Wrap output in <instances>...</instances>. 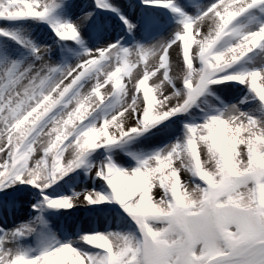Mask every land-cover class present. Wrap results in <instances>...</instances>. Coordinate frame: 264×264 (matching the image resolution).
Returning a JSON list of instances; mask_svg holds the SVG:
<instances>
[{"label":"snow or ice","instance_id":"6c2138e0","mask_svg":"<svg viewBox=\"0 0 264 264\" xmlns=\"http://www.w3.org/2000/svg\"><path fill=\"white\" fill-rule=\"evenodd\" d=\"M142 3L174 14L166 42H108L85 49L75 64H54L50 46L0 25V36L28 49L14 58L0 48V209L19 207L22 186L44 193L82 166L91 171L92 152L189 113L213 95L211 86L231 83L243 97H215L220 107H201V122L184 123L182 137L134 157V167L108 157L94 172L107 193L43 196L57 210L115 201L135 231L46 238L26 249L15 241L33 231L29 225L0 227V264H264V0H208L195 14L177 0ZM95 4L135 28L109 0ZM57 7L56 0H0V22H47L58 41L82 43L92 13L62 22Z\"/></svg>","mask_w":264,"mask_h":264},{"label":"rangeland","instance_id":"374dc122","mask_svg":"<svg viewBox=\"0 0 264 264\" xmlns=\"http://www.w3.org/2000/svg\"><path fill=\"white\" fill-rule=\"evenodd\" d=\"M93 1L91 0V9H93L94 11L102 15L103 18H106V21H113L112 23L114 24L113 26H117V28H119L120 30L119 33L121 34V35H115L107 39L106 41H104L103 44H106L108 42L116 43V41H120V43L123 44L125 47H129V45H127L128 43L127 39L131 37H126L124 29L120 27V22L116 20V18L114 17V14H113L114 12L107 10V9L96 7L95 0ZM56 2L59 5V7L56 8V11L54 13L55 16L57 14L56 12L61 11L64 8L63 6H65L64 0H56ZM109 2L116 5L121 10L122 9L125 10V8L128 9L132 6L133 13L135 11L138 16L140 5L138 2L134 0H109ZM153 8L155 12L159 10V7H152V9ZM144 11L146 14H148L147 9H145ZM155 12H152V13L156 14ZM164 15H165L164 11H162V13L158 15L162 17V20H160L161 25L164 22L163 20ZM153 20L155 21L154 18ZM155 23L159 25V23H157L156 21ZM0 25H3L8 28H15L18 31V34L21 37V39L26 38L28 40H31L32 42H33L34 36H37V35H40V36L51 35L54 37V39L57 38L47 22H34V21L29 20V21L19 22L16 25H8L5 22H0ZM82 38L83 37L81 35V39ZM57 42L58 43L56 46H52L53 54L55 55V57L57 55L56 51L63 50V47H65V45L69 47L71 43L74 44L75 47L78 45L77 44L78 42L77 43L76 42H63V41H57ZM137 45L138 44H136L135 46ZM42 46H46V45L44 44ZM3 47H7L8 49L13 50L15 53L14 58L20 57L21 54L25 56L28 55V49L22 47L15 40H12L10 37H7V36H0V48H3ZM51 54H49L50 57H51ZM60 56H57V57L59 58ZM53 63L61 64V65L65 64L57 60L54 61ZM213 87L214 86L210 88V91L213 93L212 96L218 97L216 95L217 90L214 89ZM240 92H242V90ZM242 95H244V92H242L241 96ZM212 96L207 95V97L209 98V102L206 101L205 103V101L204 102L202 101V99L205 97L204 96L203 98L198 99L196 105H193L192 107L193 111L196 113V115H199V116H195V122H201L202 120L204 112L200 110L201 107H203L205 110H208L209 105H211L213 108H218L221 106L219 101L213 98ZM186 115L187 114H178L177 116L170 118V120L162 122L160 124L161 127H159L160 125H158L155 128L150 129V131H148V134L142 133L139 136H134L132 139L128 140L123 145H111V146L99 148L95 150L94 152H92L88 156V158L89 160L91 159L94 160L92 156H94V154L97 152L98 155L95 156V158L102 159L103 164H104L107 162V159L104 156V151L110 152L113 149L114 151L112 152L115 155V156L112 155L113 159H115L113 162H115L118 166H121L124 168L134 167L136 164V160L134 159V157H143V156L150 155L164 148L168 143L170 142L173 143L172 138L164 142V140L167 139L168 137L164 138L162 140L163 142L162 141L161 142H155V141L149 142V140L147 139H155L157 135H164L162 133L168 131V128L172 127V125L174 124L175 126H177L174 138L177 139V137H182L183 124L193 121L191 119L193 116L190 117ZM155 129H157L156 131L157 134L156 133L152 134V131ZM121 152H123L124 154H122ZM65 155L67 156V152L65 153ZM130 163L131 165H128ZM103 164L99 165V167H101ZM99 167L97 166V168ZM83 170L84 169L82 168L81 172H83ZM78 171H80V169L74 170L73 172L64 176L62 179L58 180L50 188H48L49 189L48 193H50V195L41 193L40 190L31 188L30 186H22L26 194L24 195L23 200L20 203L19 207H16L15 205H13L11 208V211H8L6 209H0V227H4L6 229H10L12 227L15 228L16 226L14 227V225L18 222L21 223L19 225L27 224L29 226L32 222H34V224L40 227L37 231L34 232L35 228H32L30 226L33 229V231L28 233L29 235L28 241H25L24 243L22 242V240L15 241V243L18 246L24 247L26 249H34L39 246L41 240L46 239V238L50 239L54 237L56 240H58L59 236L62 235L63 236L62 242H64L69 239L73 240L74 238H78L83 233H87L90 231H93V232L99 231V232H104V233H109V232L128 233V232H132L136 230V225L134 224L131 217H129L128 214L123 210V208L119 204H117L115 201L106 202V204L104 203L105 205L102 208L103 210L96 208L98 206L94 208H89L90 205L84 204V206L80 207L79 209H87L90 211L81 212L79 210L77 216H74L77 214V210L76 212L74 211L75 208H72L70 210H63V209L57 210V209H49L47 207L46 202L43 199L44 195H47L49 197H59L65 194H68V195L71 194V196L74 197L75 196L74 194L79 193V191H81V190H78V191L72 190V187L74 188V186L79 182V180L83 178L82 175H80V172L78 173ZM187 179H188V182L191 183L194 178L189 174ZM94 180L97 181L98 183H102V180L96 176L94 177ZM95 181H93V183ZM88 186L91 187V189L94 188L93 184L89 185L88 183ZM107 192L108 191H105V193ZM40 195L42 196L41 199H39ZM33 205H36V207L33 208ZM23 206H25V212L24 211L22 212ZM74 212L76 214H74ZM68 216L69 218L71 217L70 222L65 223L64 217H68ZM66 230H71V231H66ZM65 234L67 236H65ZM36 242L38 243L36 244Z\"/></svg>","mask_w":264,"mask_h":264},{"label":"bare ground","instance_id":"6f19581e","mask_svg":"<svg viewBox=\"0 0 264 264\" xmlns=\"http://www.w3.org/2000/svg\"><path fill=\"white\" fill-rule=\"evenodd\" d=\"M64 2H65V6H63L64 8L61 11L56 12L57 13L56 14L57 19L62 21V22L63 21L74 22L77 16L83 15V14L88 13V12L92 13L90 20L87 22V26L81 30V35L83 37L81 40H82L84 46L85 47L87 46V49L97 48V47L103 45L104 41L111 38L112 36L121 35L119 33V31H120L119 28H117V26H113L114 25V24H112L113 21H106V18H103L102 15H100L99 13H97L96 11L91 9V0H64ZM177 2L181 6H184L185 9L190 14H195V10H196L195 6L199 5L201 3H206V2H208V0H177ZM189 3H191V5H192L191 7L189 6ZM142 6L148 10L149 18L152 17L150 19L151 27L149 29V32L145 35L142 32V29L145 30V28L142 27L141 18L137 16L135 11L133 13V7L131 6L128 9L125 8V10L120 9L121 14L123 16L127 17L129 19V21H131L135 25V28L133 29V31L130 32V33H132L131 36L135 37L134 43L130 44L129 47L132 45H133L132 47H135L136 44L142 45V46H149L152 44H156L157 42H160V41L166 42L170 38L172 33L175 31V29L177 28V24L173 25L172 28H169L168 26H166L168 24V18H167V20H166V18H164L163 19L164 22L161 25L160 20H162V17L158 16V15H160V13H162V11H164L165 14L169 13V10L164 9V8H159V10L157 12H155L154 8L152 9L151 6H146L143 3H142ZM152 12H155L156 14H153ZM116 17L119 18L118 15H116ZM109 18H111V17H109ZM153 18L155 19V21L157 23H159V25H157L155 23ZM107 20H109V19H107ZM118 20L123 23V21H121V19H118ZM124 27H125V30H127L125 25H124ZM127 32H129V31L127 30ZM56 39L58 40V38H56ZM56 39H54V37L51 35H45V36L37 35V36H34L33 43L41 45V46L44 44L46 46H50L51 52L49 54L52 53L51 54V60L53 62L57 60L59 62L65 63V64H75L77 61V58L83 54L78 53L77 55L73 56V55H69L68 53H65V54H63V56L61 58H58L57 55L55 57V55L53 54L52 46L57 45ZM213 88L217 90L216 95L225 101L235 102V101H237L243 97V95L241 96L243 91L240 92L241 89L239 87L238 88L233 87L232 84L231 85H229V84L218 85L216 87L214 86ZM201 98H203V97H201ZM206 98H208L207 95L202 99V101L203 102L204 101L209 102V98L208 99H206ZM244 107L246 109L247 105H245ZM186 116H190V117L193 116L191 118L193 120L195 118V116H199V115H196V113L193 111V108H192L189 110V113H187ZM176 129H177V126H175V124H174V125H172V127L168 128V131L162 133L164 135H157L155 137V139H147V140H149V142H151V141L161 142L164 138L168 137L167 139L164 140V142L172 138V141L174 143L176 140V138H174ZM156 131H157V129L153 130L152 134H154V133L157 134ZM146 133L148 134V132H146ZM144 143H145V141H144ZM168 144H171V142ZM144 147H146V146H144ZM67 155H68V153H67ZM97 155L98 154L95 153L94 156H92L94 160L91 159V160H88V162H87V164H90L93 166L91 171L89 170V168H87L88 167L87 165L85 167H83V169H84L83 173L80 172V175H82L83 178H81L79 180V182L74 186V188L72 187L73 191L81 190V191H79L81 199H82L83 194L85 192L92 190L91 187L88 186V183H89V185L93 184L94 185L93 189L98 190V192L99 191H104V192L109 191L107 185H104L103 183H98L97 181L94 180V177H95V175H94L95 170L94 169H96L97 166L99 167V165L103 164L102 159H96L95 158V156H97ZM126 162H128V161H126ZM128 165H131V164H128ZM84 174H86V175H84ZM183 175H184V173L182 172V176ZM188 175H187V177H188ZM85 178H87V179H85ZM93 181H95V182L93 183ZM63 196H71V194L70 195L65 194ZM74 198H75V196H74ZM105 204L102 203V204H98V205H90L89 208H94V207L98 206L96 208L103 210L102 208ZM83 206H84V204L83 205L77 204V206L74 207L75 208L74 211L76 212V210H80L79 208L83 207ZM82 210L86 211L87 209H82ZM23 211L25 212V206H23L22 212ZM75 212H74V214H76ZM77 215H78V212L74 216H77ZM70 218H69V216L64 217V222L69 223ZM19 224H21V223H19V222L16 223L14 225V227L20 226ZM30 226L32 228H35L34 232L40 228V227H38V225L34 224V222H32L30 224ZM10 229H13V227ZM66 231H71V230H66ZM66 231H64V232H66ZM90 232H93V231H90ZM28 236L29 235L27 234L26 236H24L18 240L19 241L22 240V242L24 243L25 241H28ZM65 236H67V235L65 234ZM62 239H63V236L62 235L59 236L58 240L62 242L63 241ZM75 239H77V238H74L73 240H75ZM37 243L38 242H36V244Z\"/></svg>","mask_w":264,"mask_h":264}]
</instances>
